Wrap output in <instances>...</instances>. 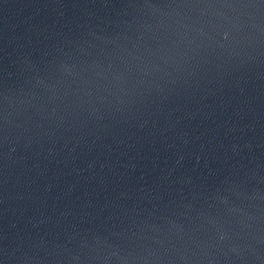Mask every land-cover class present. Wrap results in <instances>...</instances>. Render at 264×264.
<instances>
[{"label":"water","instance_id":"1","mask_svg":"<svg viewBox=\"0 0 264 264\" xmlns=\"http://www.w3.org/2000/svg\"><path fill=\"white\" fill-rule=\"evenodd\" d=\"M0 264H264V0H0Z\"/></svg>","mask_w":264,"mask_h":264}]
</instances>
